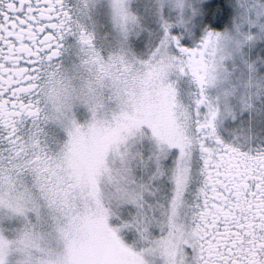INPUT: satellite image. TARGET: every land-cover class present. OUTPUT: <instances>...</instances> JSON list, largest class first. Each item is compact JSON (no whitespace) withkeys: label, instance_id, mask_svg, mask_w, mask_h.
I'll return each mask as SVG.
<instances>
[{"label":"snow or ice","instance_id":"snow-or-ice-1","mask_svg":"<svg viewBox=\"0 0 264 264\" xmlns=\"http://www.w3.org/2000/svg\"><path fill=\"white\" fill-rule=\"evenodd\" d=\"M0 264H264V0H0Z\"/></svg>","mask_w":264,"mask_h":264},{"label":"rangeland","instance_id":"rangeland-1","mask_svg":"<svg viewBox=\"0 0 264 264\" xmlns=\"http://www.w3.org/2000/svg\"><path fill=\"white\" fill-rule=\"evenodd\" d=\"M78 83V82H77Z\"/></svg>","mask_w":264,"mask_h":264}]
</instances>
